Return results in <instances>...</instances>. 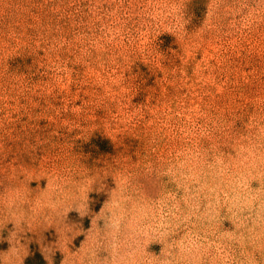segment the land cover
<instances>
[{"label": "rangeland", "instance_id": "374dc122", "mask_svg": "<svg viewBox=\"0 0 264 264\" xmlns=\"http://www.w3.org/2000/svg\"><path fill=\"white\" fill-rule=\"evenodd\" d=\"M0 264H264V0H0Z\"/></svg>", "mask_w": 264, "mask_h": 264}]
</instances>
